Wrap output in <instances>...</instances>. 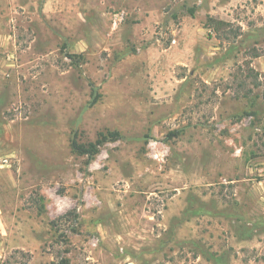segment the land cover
I'll return each mask as SVG.
<instances>
[{
  "label": "rangeland",
  "instance_id": "1",
  "mask_svg": "<svg viewBox=\"0 0 264 264\" xmlns=\"http://www.w3.org/2000/svg\"><path fill=\"white\" fill-rule=\"evenodd\" d=\"M62 257L264 264V0H0V264Z\"/></svg>",
  "mask_w": 264,
  "mask_h": 264
},
{
  "label": "trees",
  "instance_id": "2",
  "mask_svg": "<svg viewBox=\"0 0 264 264\" xmlns=\"http://www.w3.org/2000/svg\"><path fill=\"white\" fill-rule=\"evenodd\" d=\"M226 22L221 19L208 17L207 26L215 33V36L219 39H229V34L232 30L226 27ZM120 137V133L117 130H104L99 131L96 138L93 141L80 142L77 140L75 133L72 134L70 139L71 150L78 154H84L88 158H92L94 154L98 152V148L107 141L116 140ZM51 264H68L65 258H60L59 261Z\"/></svg>",
  "mask_w": 264,
  "mask_h": 264
}]
</instances>
